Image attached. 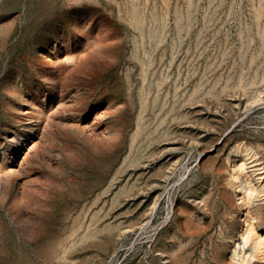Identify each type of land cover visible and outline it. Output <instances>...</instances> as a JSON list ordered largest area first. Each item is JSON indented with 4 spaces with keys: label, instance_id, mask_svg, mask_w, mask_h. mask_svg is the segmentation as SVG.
Returning <instances> with one entry per match:
<instances>
[{
    "label": "rangeland",
    "instance_id": "obj_1",
    "mask_svg": "<svg viewBox=\"0 0 264 264\" xmlns=\"http://www.w3.org/2000/svg\"><path fill=\"white\" fill-rule=\"evenodd\" d=\"M0 264H264V0H0Z\"/></svg>",
    "mask_w": 264,
    "mask_h": 264
},
{
    "label": "bare ground",
    "instance_id": "obj_2",
    "mask_svg": "<svg viewBox=\"0 0 264 264\" xmlns=\"http://www.w3.org/2000/svg\"><path fill=\"white\" fill-rule=\"evenodd\" d=\"M139 117H140V116H139ZM140 121H141V120H140ZM244 166H245V165H244ZM251 166H252V165H251ZM253 166H254V165H253ZM240 168H241V170H242V167H240ZM250 169H251V168H250ZM258 169H259V168H258ZM248 170H249V168H248ZM253 171H254V170H253ZM253 171H252V172H253ZM259 171H260V170H259ZM241 172H242V171H241ZM244 172H245V171H244ZM252 172H251V173H252ZM254 172H255V171H254ZM260 172H261V171H260ZM249 173H250V171H249ZM250 175H251V174H250ZM253 175H254V174H253ZM257 175H258L257 179L260 180V179H261L260 173H257ZM261 175H263V174L261 173ZM244 176H245V175H244ZM248 176H249V174H246V178H248ZM253 177H254V176H253ZM251 178H252V177H251ZM249 180H250V178H249ZM249 180L247 179V183H246V184H248V189L245 190L247 193H244V194H246V197H248L247 194L250 195V194L252 193V188L250 187V182H251V181H249ZM256 181H257V180H256ZM246 184H245V186H246ZM253 186H254V184H253ZM242 187H243V186H242ZM242 187H241V188H242ZM255 187H256V186H255ZM243 188H244V187H243ZM257 190H258V189H257ZM254 191H255V195H256V190H254ZM260 191H261V190H260ZM258 193H260V192L258 191ZM251 195H253V193H252ZM255 195H254V196H255ZM249 198H250V196H249ZM253 198H254V197H253ZM248 229H250V228H248ZM248 229H247V230H248ZM248 232H250V230H248ZM246 233H247V232H246ZM247 235H248V234H247ZM247 235L242 236L241 239H240V240H241L240 242H241L243 245H248L247 242H248L249 237H248ZM249 241H250V240H249ZM236 246H237V245H236ZM253 247H254V246H253ZM253 247H252V248H253ZM238 249H239V247L236 248V249L234 250V252L237 253V255H238ZM252 250H253V249H252ZM239 251H240V250H239ZM240 252H241V251H240ZM239 255H240V254H239ZM239 259H241V258H239ZM245 260H246V259H245ZM240 262H242V261H240Z\"/></svg>",
    "mask_w": 264,
    "mask_h": 264
}]
</instances>
